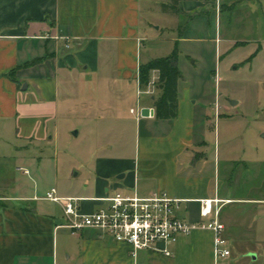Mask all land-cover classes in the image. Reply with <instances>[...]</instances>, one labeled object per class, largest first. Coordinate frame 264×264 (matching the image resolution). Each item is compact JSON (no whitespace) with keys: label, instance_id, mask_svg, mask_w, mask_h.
I'll list each match as a JSON object with an SVG mask.
<instances>
[{"label":"crops","instance_id":"0c3cea01","mask_svg":"<svg viewBox=\"0 0 264 264\" xmlns=\"http://www.w3.org/2000/svg\"><path fill=\"white\" fill-rule=\"evenodd\" d=\"M237 5L179 0L178 11L173 12L177 33L166 38L173 42L167 55L181 42L231 41L218 30L224 9ZM142 11L143 0H0V131L6 148L0 150V158L24 156L27 144L46 141L48 127L62 115L96 109L94 103L79 98L76 79L88 84L92 77L103 79L102 85L106 78L124 80L123 85L130 81L138 108L130 106L129 113L121 108L127 92L112 107L119 120L135 128L134 149L104 146L95 161V182L60 186L58 193L80 197L81 211L90 213L102 205L98 198L120 189L142 195L166 191L183 199L179 215L185 221L209 220L200 213L201 199L220 195V160L216 152L209 156L207 132L197 130L196 110L188 95L181 94L180 79L174 118L156 115L155 101L161 96L157 70L152 71L149 85L141 87L139 52L150 39L142 27ZM152 58L149 55L147 61ZM67 78L73 79L71 91L76 95L70 99L61 87ZM144 108H154V115H142ZM33 181L34 189L24 177L10 182L11 191L0 187V264H220V258L232 256L216 255L213 231L196 229L169 247L173 256L141 250L134 257L130 245L99 229L74 234L60 226L62 206L44 199L40 183Z\"/></svg>","mask_w":264,"mask_h":264},{"label":"rangeland","instance_id":"374dc122","mask_svg":"<svg viewBox=\"0 0 264 264\" xmlns=\"http://www.w3.org/2000/svg\"><path fill=\"white\" fill-rule=\"evenodd\" d=\"M222 1L238 5L224 9L218 32L224 38L238 39V44L215 39L181 42L177 48L181 94L188 95L196 110L197 130L207 132L209 156L216 152L220 160L219 196L231 200L220 219L227 225L232 256L220 258V264H264V0ZM173 3L143 0L142 27L150 38L139 52L143 62L149 55L166 56L173 49V42L166 39L177 33ZM102 80L92 77L90 84L87 80L75 82L80 87L79 98L94 103L95 110L62 115L48 127L46 141L27 144L24 156L0 158V187L9 191L11 181L24 177L33 188L35 179L45 196L52 187L90 185L95 182V161L104 146L134 149L135 128L119 120L112 105L127 92L121 108L129 113L130 106L137 107L132 99L135 87L130 81L123 85L124 80L110 78L102 85ZM71 81L67 78L66 85L61 84L69 99L75 95ZM2 134L0 131V150L4 152ZM236 163L239 166L232 178ZM18 166L23 169L17 170Z\"/></svg>","mask_w":264,"mask_h":264},{"label":"built area","instance_id":"2783aa9c","mask_svg":"<svg viewBox=\"0 0 264 264\" xmlns=\"http://www.w3.org/2000/svg\"><path fill=\"white\" fill-rule=\"evenodd\" d=\"M66 41L69 47L68 38ZM149 109L148 116L154 115V108ZM43 198L62 206L63 223L60 226L74 234L85 228L99 229L117 242L130 245L134 257L141 250L173 256L169 247L179 237L187 236L196 229L213 231L216 255L228 256L231 252L224 235L225 224L220 219L223 205L231 200L222 199L218 195L201 199L200 213L202 217L210 219L198 222H188L181 218L179 211L183 199L166 191H154L147 195L136 190L133 193L117 191L98 198L102 205L90 213L81 211L80 197L61 196L56 187L49 189Z\"/></svg>","mask_w":264,"mask_h":264},{"label":"trees","instance_id":"16d2710c","mask_svg":"<svg viewBox=\"0 0 264 264\" xmlns=\"http://www.w3.org/2000/svg\"><path fill=\"white\" fill-rule=\"evenodd\" d=\"M179 0H174L171 5L174 11H178ZM159 72V79L156 83L161 90V96L155 101L156 115L159 118H174L178 113V82L181 78V72L178 66V49L166 56H160L150 59L147 62H141L139 65V82L141 87L149 85L152 71ZM234 164L231 175L236 173L238 166Z\"/></svg>","mask_w":264,"mask_h":264},{"label":"water","instance_id":"95a60500","mask_svg":"<svg viewBox=\"0 0 264 264\" xmlns=\"http://www.w3.org/2000/svg\"><path fill=\"white\" fill-rule=\"evenodd\" d=\"M23 88H24V89L27 88L26 83L24 84V87H23ZM149 112H150V109H149V108H144V109L142 110V115L148 116ZM151 112H152V111H151ZM253 257H256V255L254 254Z\"/></svg>","mask_w":264,"mask_h":264}]
</instances>
